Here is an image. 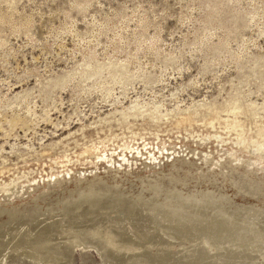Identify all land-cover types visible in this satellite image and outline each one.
<instances>
[{
	"label": "rangeland",
	"instance_id": "374dc122",
	"mask_svg": "<svg viewBox=\"0 0 264 264\" xmlns=\"http://www.w3.org/2000/svg\"><path fill=\"white\" fill-rule=\"evenodd\" d=\"M0 171V224L55 209L1 234L0 264H256L264 202L237 215L257 242L197 215L160 225L142 188L263 199L264 0H0ZM90 192L80 225L61 213Z\"/></svg>",
	"mask_w": 264,
	"mask_h": 264
},
{
	"label": "bare ground",
	"instance_id": "6f19581e",
	"mask_svg": "<svg viewBox=\"0 0 264 264\" xmlns=\"http://www.w3.org/2000/svg\"><path fill=\"white\" fill-rule=\"evenodd\" d=\"M18 121H21V119L19 120L11 119V123H13V125ZM235 123H236L235 121H232L233 125H235ZM247 144H249L248 141L246 145ZM91 146L93 152L98 150L101 151V149L103 148L101 147L100 149L99 145H97L96 143L91 144ZM66 158H69L68 154H64L63 158H61L59 161L63 162L64 160L62 159H66ZM15 177L16 175L15 176L11 175L9 179L4 180L2 184V188L3 189L5 188L6 191L13 188V186L17 184L15 182ZM142 189L150 193V196L145 198V201H148L147 203L151 207L150 213L152 215V218L154 219L155 222L158 221L160 225L164 226L165 222H167L170 219L171 222L179 221L180 220L179 216L187 217L190 215H197V216H201L202 218H207L211 221H217L218 219L223 223H227L226 226H228L229 229L239 230L241 226L242 228H245L246 231L250 232V234L246 233L248 238L255 239L257 242H258L257 238L261 236V231H260L261 227L260 226L257 227V224L255 221H253V219L250 222L244 220L241 221L242 223H239V220H241V218L237 217L239 211L240 212L244 211L245 213H249V211L253 212V216H255L257 213H260V211H262V207H263L262 202H264V197L261 201H258L256 197L258 196L259 192L254 187H248V189L244 191L243 198H246V200L245 203H242L240 205H238V203L234 204L232 200L235 194H238L240 191H242L241 187L235 183L228 185V187H221L219 184L213 185L212 181H209L207 183H201L192 186L189 185V188H183L181 190H176L175 192H169L165 194H163L164 188L158 185L149 184L147 187ZM97 196L98 194L94 192L82 193L80 197H77L74 203H69L64 205L65 208L60 209L61 213L62 214H64V212L68 214L72 213L74 218H76L74 214L73 206L74 205L77 206L78 204L82 205L83 203H87V202L89 203L91 202L90 203L91 206L96 205L97 201L94 200L97 198ZM181 201H183L184 203H181ZM89 203L87 204L89 205ZM208 203L210 204L209 207H208ZM164 205H167L166 207H168V209L163 208ZM109 206L112 209H116L118 207L116 203H112ZM192 207H196V208L193 209ZM92 208H93L92 212H95L94 207ZM202 208H206V211L202 210ZM53 210L55 209L47 207L45 209V212L41 211V208H37V209H33L32 214H25L24 211L21 214L11 213L8 216L9 219H5L0 224V235L4 234L8 230L11 234L18 232L21 229L22 225H26L25 229L30 228L31 230H33L38 226V224L42 223L37 220L39 218V215L41 213H45L46 216H51ZM82 220H84L83 217H77L75 219V223L77 225H80ZM47 227H48L47 224L44 225L43 230L46 229ZM96 237L97 236L94 234L91 241L99 246L100 244L97 242L108 244L113 241L112 238L111 240H108V242H106L101 240L99 237L97 238ZM95 238L97 239V242ZM255 250L258 254L255 256V263L264 264V247Z\"/></svg>",
	"mask_w": 264,
	"mask_h": 264
}]
</instances>
